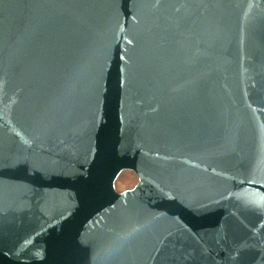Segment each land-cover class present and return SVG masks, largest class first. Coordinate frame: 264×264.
Wrapping results in <instances>:
<instances>
[{
	"label": "water",
	"instance_id": "95a60500",
	"mask_svg": "<svg viewBox=\"0 0 264 264\" xmlns=\"http://www.w3.org/2000/svg\"><path fill=\"white\" fill-rule=\"evenodd\" d=\"M0 264H264V0H0Z\"/></svg>",
	"mask_w": 264,
	"mask_h": 264
},
{
	"label": "rangeland",
	"instance_id": "374dc122",
	"mask_svg": "<svg viewBox=\"0 0 264 264\" xmlns=\"http://www.w3.org/2000/svg\"><path fill=\"white\" fill-rule=\"evenodd\" d=\"M138 177L131 170L122 171L116 179V188L120 191L132 188L136 185Z\"/></svg>",
	"mask_w": 264,
	"mask_h": 264
}]
</instances>
